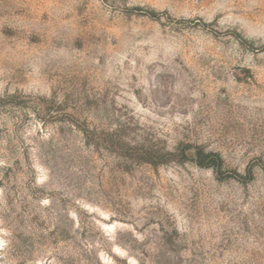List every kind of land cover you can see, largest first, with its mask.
Segmentation results:
<instances>
[{"label":"rangeland","instance_id":"1","mask_svg":"<svg viewBox=\"0 0 264 264\" xmlns=\"http://www.w3.org/2000/svg\"><path fill=\"white\" fill-rule=\"evenodd\" d=\"M0 264H264V0H0Z\"/></svg>","mask_w":264,"mask_h":264},{"label":"trees","instance_id":"2","mask_svg":"<svg viewBox=\"0 0 264 264\" xmlns=\"http://www.w3.org/2000/svg\"><path fill=\"white\" fill-rule=\"evenodd\" d=\"M154 13L155 12L151 14L152 17L156 15ZM185 153L186 152H184V156L190 157V159H192L197 165L201 167H212L213 169H215L216 172L218 173L221 172V168L224 164V161L219 153L208 151L202 146H194V147L191 146L189 150V154H185ZM149 159L150 160H146V161H149L152 164L158 163L153 158H149ZM249 173L251 175L250 177H252L251 170H249Z\"/></svg>","mask_w":264,"mask_h":264}]
</instances>
